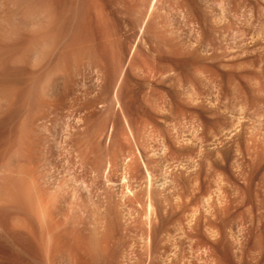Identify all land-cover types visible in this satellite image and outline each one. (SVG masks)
Listing matches in <instances>:
<instances>
[{
	"label": "rangeland",
	"instance_id": "374dc122",
	"mask_svg": "<svg viewBox=\"0 0 264 264\" xmlns=\"http://www.w3.org/2000/svg\"><path fill=\"white\" fill-rule=\"evenodd\" d=\"M222 1L0 0V264H264V19Z\"/></svg>",
	"mask_w": 264,
	"mask_h": 264
},
{
	"label": "bare ground",
	"instance_id": "6f19581e",
	"mask_svg": "<svg viewBox=\"0 0 264 264\" xmlns=\"http://www.w3.org/2000/svg\"><path fill=\"white\" fill-rule=\"evenodd\" d=\"M176 1H178V0H176ZM184 1V0H183ZM222 1V0H221ZM233 1V0H232ZM226 2V1H225ZM2 3V2H1ZM222 3H223V1H222ZM154 4V3H153ZM155 5V4H154ZM184 5V4H183ZM182 5V6H183ZM151 7H152V5H151ZM220 7H221V5H220ZM185 8V7H184ZM229 9V8H228ZM231 9V13H233V14H231V15H234V16H236V17H238V18H241V20L244 18L245 20H246V22L247 21H253L252 19H253V17L255 16V15H257L259 18H261L262 20L264 19V0H234V4H233V6H232V8H230ZM228 11V10H227ZM6 12V11H5ZM189 12V11H188ZM2 15V14H1ZM7 15V14H6ZM233 16V17H234ZM9 17V16H8ZM235 17V19L237 20V18ZM1 18V17H0ZM194 19V18H193ZM1 21H2V19H0ZM239 20V19H238ZM237 20V21H238ZM260 20V19H259ZM259 20H257L256 19V21H259ZM244 21V20H243ZM194 22V21H193ZM249 22H247V24H250V26H251V23H249ZM254 22V21H253ZM261 22H263V21H261ZM235 23V22H234ZM239 23V22H238ZM243 23H245V21L243 22ZM260 23V22H259ZM196 24V23H195ZM240 25L239 26H241L242 24L241 23H239ZM246 24V23H245ZM253 24V23H252ZM262 24V23H261ZM243 26V25H242ZM247 26V25H246ZM245 26V27H246ZM249 26V25H248ZM247 26V28H245V29H248L249 27ZM262 26V25H261ZM227 27H230V26H227ZM234 27V26H233ZM237 27V26H236ZM223 28V27H222ZM232 28V27H231ZM240 28V27H239ZM238 28V29H239ZM261 28V27H260ZM243 29H244V27H243ZM242 29V30H243ZM245 29H244V31H245ZM253 29V28H252ZM201 30V29H200ZM250 30H251V28H250ZM261 30V29H260ZM233 31H234V29H233ZM236 31H237V28H236ZM242 32V34H244L245 32ZM228 32V31H227ZM237 32H239V31H237ZM253 32V31H252ZM259 33V32H258ZM239 34V33H238ZM241 34V33H240ZM248 34V33H247ZM252 35H253V33H252ZM160 36V35H159ZM162 36V35H161ZM243 35H241V37H242ZM239 37V36H238ZM237 37V38H238ZM255 37V36H254ZM160 38V37H159ZM166 38V37H165ZM249 38V37H248ZM257 38H258V36H257ZM164 39V38H163ZM241 39V38H240ZM252 39L254 40V38L252 37ZM245 42V41H244ZM177 44V43H176ZM181 44H183V43H181ZM238 44V43H237ZM162 45H163V43H162ZM185 45V44H184ZM256 45V44H255ZM251 46V45H250ZM165 48V47H164ZM246 48V47H245ZM247 49V48H246ZM158 51V50H157ZM228 51V50H227ZM234 51V50H233ZM164 52V51H163ZM166 52V51H165ZM173 52V51H172ZM187 52V51H186ZM229 52V51H228ZM231 52H232V50H231ZM169 53V52H168ZM237 54V53H236ZM229 56V55H228ZM239 60V59H238ZM239 62V61H238ZM252 62V61H251ZM244 63V62H243ZM234 65V64H233ZM165 69V68H164ZM160 71V70H159ZM149 72V71H148ZM208 72V71H207ZM149 73H151V72H149ZM142 74V73H141ZM140 74V75H141ZM156 74V73H155ZM160 74V73H159ZM170 74V73H169ZM146 75H148V73L147 72H145L144 74H143V76H146ZM151 75V74H150ZM166 75V74H165ZM160 76V75H159ZM158 76V77H159ZM151 77V76H150ZM166 77V76H165ZM177 78V77H176ZM145 79V78H144ZM153 80V79H152ZM260 85V84H259ZM263 90V89H262ZM151 100V99H150ZM27 166V165H26ZM25 168V167H24ZM5 171V170H4ZM2 173H3V171H1ZM28 172V171H27ZM31 172V171H30ZM5 173V172H4ZM14 174H16V173H14ZM28 174V173H27ZM26 174V175H27ZM13 176V175H12ZM12 179H14V178H12ZM29 179V178H28ZM127 179V178H126ZM15 180V179H14ZM21 180V179H20ZM19 180V181H20ZM30 180H32V179H30ZM17 182V181H16ZM18 183V182H17ZM20 183H21V181H20ZM19 183V184H20ZM23 183H24V181H23ZM29 183H30V181H29ZM44 184V183H43ZM126 184V183H125ZM23 185V184H22ZM30 185V184H29ZM15 186V185H14ZM9 187V186H8ZM13 188V187H12ZM12 188H11V190H12ZM24 188V187H23ZM3 191H4V189H2ZM8 190V189H7ZM15 190V189H14ZM23 190V189H22ZM25 190V189H24ZM30 190V189H29ZM13 191V190H12ZM27 191V190H26ZM15 192V191H14ZM39 192V191H38ZM24 193V192H23ZM26 193V192H25ZM29 193V192H28ZM2 194V193H1ZM7 194V193H6ZM15 194H17V193H15ZM43 194H46V193H43ZM21 195V194H20ZM116 195V194H115ZM8 196H10V197H12L13 195H11V194H9ZM38 196V195H37ZM51 196V195H50ZM123 196V195H122ZM0 197H2L1 198V200H4V198H5V196H0ZM4 197V198H3ZM9 197V198H10ZM16 197V196H15ZM18 198V197H17ZM23 198H24V194H23ZM47 198V197H46ZM6 199H8L7 198V196H6ZM28 199V198H27ZM40 200H41V198H39ZM29 200V199H28ZM39 201V200H38ZM44 201V200H43ZM123 201V200H122ZM1 202H3V201H1ZM13 202V201H12ZM23 202V201H22ZM24 202H25V200H24ZM23 202V203H24ZM32 202V201H31ZM36 202V201H35ZM6 203V202H5ZM46 203V202H45ZM115 203V202H114ZM1 204V203H0ZM8 204V203H7ZM7 204H5V206L7 205ZM14 204V203H13ZM19 204V203H18ZM25 204V203H24ZM24 204H23V207H24ZM28 205H29V203H27ZM118 204V203H117ZM124 204V203H123ZM10 205V204H9ZM11 205H12V203H11ZM17 205V204H16ZM35 205V204H34ZM43 205H44V203H43ZM4 206V205H3ZM19 206V205H18ZM40 206V205H39ZM27 207V206H26ZM10 208V207H9ZM17 208V207H16ZM22 208V207H21ZM7 209V208H6ZM5 209V210H6ZM29 209V208H28ZM20 210V209H19ZM38 210H39V208H38ZM21 211V210H20ZM36 211V210H35ZM44 211V210H43ZM2 212V211H1ZM6 212H8V211H6ZM31 212V211H30ZM30 212H28V213H30ZM34 212V211H33ZM42 212V211H41ZM40 212V213H41ZM55 212V211H54ZM10 213V212H9ZM8 213V214H9ZM45 213V212H44ZM49 213V212H48ZM7 214V213H6ZM11 214V213H10ZM21 214H23V213H21ZM33 214V213H32ZM37 214V213H36ZM1 215V214H0ZM13 215V214H12ZM14 215H15V213H14ZM10 216V215H9ZM18 216L19 215H17V216H15L14 217V221H12V225L11 226H13V227H15V228H17L18 230H20V231H17V232H21V234H22V231L23 232H25V233H23V234H25V235H27V236H29L28 238H31V240L34 242L35 240H37L36 239V236H35V234H34V232H33V230H35V229H32L31 227H30V223L28 224V222H26V221H22V220H20L19 218H18ZM5 217V216H4ZM17 217V218H16ZM27 217V216H26ZM31 217V216H30ZM1 218V217H0ZM22 218H25V215H24V217L22 216ZM34 218V217H33ZM48 218H49V216H48ZM2 219V218H1ZM7 219V218H6ZM9 219H11L10 217H9ZM29 219V218H28ZM26 220V219H25ZM31 220V219H30ZM33 220V219H32ZM57 220V219H56ZM9 221V220H8ZM54 221V220H53ZM52 221V222H53ZM1 222V221H0ZM3 222V221H2ZM11 221H9V223H10ZM30 222V221H29ZM35 222V221H34ZM37 222V221H36ZM39 222H41V221H39ZM47 223V222H46ZM0 224H2V223H0ZM36 224V223H35ZM48 224H50V223H48ZM61 224V223H60ZM9 225V224H8ZM37 225V224H36ZM63 225H64V223H63ZM1 226H4V225H1ZM37 228V227H36ZM67 228V227H66ZM65 228V229H66ZM1 229H4V228H1ZM7 229H8V227H7ZM7 229H5L6 230V232H7ZM14 229V228H13ZM41 229H42V227H41ZM52 229V228H51ZM12 230V229H11ZM85 230V229H84ZM10 231V230H9ZM13 231H16V229L15 230H13ZM36 231V230H35ZM45 231V230H44ZM56 231H57V228H56ZM68 231V230H67ZM76 231V230H75ZM103 231V230H102ZM107 231V230H106ZM11 232V231H10ZM9 232V233H10ZM48 232V231H47ZM101 232V231H100ZM8 233V232H7ZM2 234H4V233H2L1 232V235ZM14 234V233H13ZM18 234V233H17ZM17 234L15 233V238H16V236H17ZM75 234V233H74ZM9 235V234H8ZM7 235V236H8ZM20 235V234H19ZM63 235V234H62ZM85 235V234H84ZM95 235V234H94ZM10 236H12V235H10ZM27 236H24V237H27ZM51 236V235H50ZM100 236V235H99ZM107 236V235H106ZM103 237V236H102ZM8 238V237H7ZM13 238V237H12ZM19 238H21V236H19ZM47 238V237H46ZM55 239H56V237H54ZM81 238V237H80ZM96 238V237H95ZM44 239V238H43ZM59 239V238H58ZM107 239V238H106ZM105 239V240H106ZM15 240V239H14ZM13 240V241H14ZM18 240V239H17ZM30 240V239H29ZM65 240V239H64ZM16 241V240H15ZM19 241V240H18ZM28 240L26 239V242H27ZM37 241H39V240H37ZM78 241V240H77ZM1 242V241H0ZM12 242V241H11ZM17 242V241H16ZM22 242V241H21ZM23 242H24V240H23ZM29 242V241H28ZM52 242V241H51ZM79 242V241H78ZM3 243H4V241H3ZM69 243V242H68ZM90 243V242H89ZM103 243V242H102ZM6 244V243H5ZM13 244H14V242H13ZM13 244H9V245H12L13 246ZM50 244V243H49ZM65 244V243H64ZM48 245V244H47ZM90 245V244H89ZM92 245V244H91ZM97 245V244H96ZM41 246H42V244H41ZM106 246V245H105ZM2 247V246H1ZM15 247H17V246H15ZM15 247H13V248H15ZM30 247V249H26V248H29ZM38 247V246H37ZM43 247V246H42ZM68 247V246H67ZM71 247V246H70ZM91 247V246H90ZM93 247V246H92ZM5 248V247H4ZM6 248H7V246H6ZM5 248V249H6ZM9 248V247H8ZM11 248V247H10ZM31 248H33V245L31 244L30 245V243L29 244H26V246L25 247H23L22 245H18V247H17V249H18V251H20V254H21V256H23L24 257V259H23V257H22V259L20 258L19 260H20V262L22 263H24L26 260H27V258H30L31 256H30V254H28L29 253V251L28 250H32ZM45 248V247H44ZM48 248V247H47ZM47 248H45L44 250H46ZM81 248V247H80ZM2 249V248H1ZM16 249V250H17ZM24 249H26V250H24ZM34 249H35V247H34ZM33 249V250H34ZM40 249V248H39ZM38 249V251H40ZM43 249V248H42ZM58 249V248H57ZM8 250V249H7ZM80 250V249H79ZM16 252V253H18V255L20 256V254H19V252ZM36 250H34L33 252H35ZM47 251V256L46 257H48L49 259H47V260H49L50 262H53V260L51 261V259H52V256L54 257L55 256V252H52V250L49 248V249H47L46 250ZM54 251H56V250H54ZM62 251V250H61ZM85 251H87V250H85ZM5 252H6V250H5ZM32 251H30V253H31ZM43 252V251H42ZM66 252V251H65ZM70 252V251H69ZM98 252V251H97ZM101 252H102V250H101ZM104 252V251H103ZM3 253V252H2ZM14 253V252H13ZM23 253V254H22ZM40 253V252H39ZM106 253V252H105ZM4 254V253H3ZM6 254V253H5ZM36 255L38 254V253H35ZM52 254H54V255H52ZM58 254H59V252H58ZM57 254V255H58ZM96 254V253H95ZM2 255V254H1ZM27 255L29 256V257H27ZM42 255V254H41ZM45 255H46V253H45ZM101 255V254H100ZM128 255V254H127ZM7 256V255H6ZM15 256V255H14ZM13 256V257H14ZM4 257V256H3ZM16 257V256H15ZM74 257V256H73ZM78 256H76V259H78L77 258ZM97 257V256H96ZM102 257V256H101ZM5 258V257H4ZM7 258H8V256H7ZM42 258V257H41ZM51 258V259H50ZM71 258V257H70ZM129 258V257H128ZM3 259V258H2ZM9 259V258H8ZM15 259V258H14ZM34 259V257L32 258V260ZM45 259V260H46ZM73 259V258H72ZM74 259H75V257H74ZM75 259V262H76V264H79V261H77ZM5 260V259H4ZM3 260V261H4ZM18 260V261H19ZM25 260V261H24ZM30 260L31 259H28L27 261L28 262H30ZM31 260V261H32ZM35 260V259H34ZM68 260V259H67ZM70 260V259H69ZM85 260V259H84ZM2 261V260H1ZM6 261H8V260H6ZM5 261V262H6ZM17 261V262H18ZM27 261L24 263V264H30V263H27ZM91 261V260H90ZM127 261V260H126ZM16 262V261H15ZM14 262V263H15ZM20 262H18V263H20ZM33 262V261H32ZM31 262V263H32ZM72 262V261H71ZM22 263V264H23ZM8 264V263H7ZM10 264V263H9ZM11 264H13V263H11ZM35 264H38V262H36L35 261ZM40 264V263H39ZM73 264V263H72ZM84 264V263H83Z\"/></svg>",
	"mask_w": 264,
	"mask_h": 264
}]
</instances>
